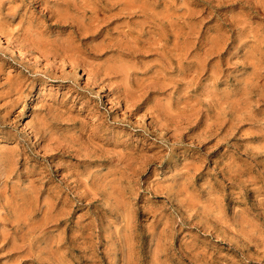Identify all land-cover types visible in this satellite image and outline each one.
<instances>
[{"label": "rangeland", "instance_id": "1", "mask_svg": "<svg viewBox=\"0 0 264 264\" xmlns=\"http://www.w3.org/2000/svg\"><path fill=\"white\" fill-rule=\"evenodd\" d=\"M0 264H264V0H0Z\"/></svg>", "mask_w": 264, "mask_h": 264}, {"label": "bare ground", "instance_id": "2", "mask_svg": "<svg viewBox=\"0 0 264 264\" xmlns=\"http://www.w3.org/2000/svg\"><path fill=\"white\" fill-rule=\"evenodd\" d=\"M125 40V39H124ZM10 41V40H9ZM33 41V40H32ZM31 41V42H32ZM129 41V40H128ZM6 42V41H5ZM52 44H53V42H54V40H53V42L52 41H50ZM60 42V41H59ZM64 42V41H63ZM36 43V42H35ZM10 44V43H9ZM42 44V43H41ZM48 44V43H47ZM38 45V44H37ZM44 45V44H43ZM49 46H51V44L50 45H48V47ZM18 47V46H17ZM35 47V46H34ZM46 47V46H45ZM43 48V47H42ZM47 48V47H46ZM53 48V47H52ZM55 50H51V52H49V53H44L43 54V50H38V51H40V52H42V55L45 57V58H47V57H51V56H56V55H60L61 54V56H62V61L64 62V61H67V60H69L68 58L70 57V56H68V55H70L71 54V46H70V44H67V43H61L60 42V45L58 46V44L56 45L55 44ZM49 49V48H48ZM48 49H46V50H48ZM51 49V48H50ZM17 50V49H16ZM19 52V51H18ZM48 52V51H47ZM69 52H70V54H69ZM138 52V51H137ZM19 55H22V53H19ZM73 55V54H72ZM18 56V55H17ZM25 56V55H24ZM23 56V57H24ZM36 56V55H35ZM71 58V57H70ZM71 61V60H70ZM81 61V60H80ZM69 62V61H68ZM79 62V61H78ZM82 62V61H81ZM47 63V62H46ZM43 64V63H42ZM84 64H85V62H84ZM46 65V64H45ZM115 65H117V64H115ZM167 65V64H166ZM82 66H83V63H82ZM120 67V66H119ZM83 68V67H82ZM85 68V67H84ZM124 68V67H123ZM85 70V69H84ZM115 70V69H114ZM121 70H122V67H121ZM94 71V70H93ZM104 71V70H103ZM109 71V70H108ZM96 72V71H95ZM103 73V72H102ZM107 73V72H106ZM108 74V73H107ZM106 74V75H107ZM97 75H98V73H97ZM104 75V74H103ZM110 75V74H109ZM105 76V75H104ZM101 78H103V77H101ZM117 84V83H116ZM155 106V105H154Z\"/></svg>", "mask_w": 264, "mask_h": 264}]
</instances>
